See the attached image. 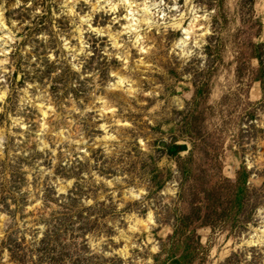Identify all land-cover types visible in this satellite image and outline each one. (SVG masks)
<instances>
[{"label":"rangeland","instance_id":"rangeland-1","mask_svg":"<svg viewBox=\"0 0 264 264\" xmlns=\"http://www.w3.org/2000/svg\"><path fill=\"white\" fill-rule=\"evenodd\" d=\"M0 264H264V0H0Z\"/></svg>","mask_w":264,"mask_h":264},{"label":"trees","instance_id":"trees-1","mask_svg":"<svg viewBox=\"0 0 264 264\" xmlns=\"http://www.w3.org/2000/svg\"><path fill=\"white\" fill-rule=\"evenodd\" d=\"M172 151L175 152V151H176V147H173V148H172Z\"/></svg>","mask_w":264,"mask_h":264}]
</instances>
